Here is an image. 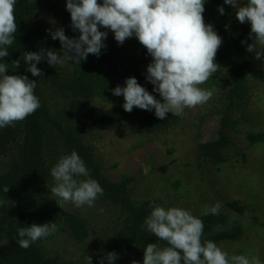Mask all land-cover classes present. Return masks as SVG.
I'll list each match as a JSON object with an SVG mask.
<instances>
[{
  "label": "trees",
  "instance_id": "trees-1",
  "mask_svg": "<svg viewBox=\"0 0 264 264\" xmlns=\"http://www.w3.org/2000/svg\"><path fill=\"white\" fill-rule=\"evenodd\" d=\"M204 7L205 23L212 24L215 30L223 26L227 46L219 48L215 62L220 67L206 82L207 90H217L214 105L201 119L204 125L208 117L217 118L218 130L213 139L199 143L198 164L206 161L220 169L236 156L247 161L249 156L239 145L241 140L247 142V148L264 143V131L247 130L258 118L251 109L249 98L254 82L264 81V72L256 63L255 53L246 51L253 39L239 27L232 6L224 4V0H206ZM219 7L224 8L223 15L218 12ZM39 14L53 15L68 37L79 35L71 28L65 2L16 0L18 30L14 33V43L7 46L9 56L0 58V63L7 65L6 74L27 75L37 82L34 94L40 107L23 121L0 128V200L5 201L0 206V264H87V256H91L92 264H100L104 254L113 251L118 256L113 264H121L124 258L131 264L136 256L143 255L148 243L166 246V242L157 240L143 227L152 207L161 206V200L136 201L133 185L137 175L128 172L113 179L91 137L102 129L133 126L142 133L140 143L136 144L141 146L146 136L174 130L184 114L168 113L161 120L154 110L134 107L131 112H126L123 109V96H114L111 90L117 85L125 86L128 77H135L161 102L162 98L153 92V85L145 79L147 65L151 62L146 49L130 52L109 37L104 41L106 47L101 49L99 57L89 54L79 65L68 61V66L61 63L55 67L49 66L45 59L36 65L43 76L33 77L21 59L25 52L45 48L61 55L62 51L60 41L53 40L39 25ZM14 60H19L18 69L12 63ZM99 100L109 103L110 108L104 110L96 106ZM72 151L77 152L90 177L104 190L94 202L95 206L104 207L94 215L87 214L89 209L66 210L64 201L50 191L55 186L51 168L60 157ZM117 167L116 163L113 168ZM155 169L167 172L168 166ZM5 186L9 187L7 193L3 192ZM228 206L244 213L245 208L238 201L228 203ZM230 217L231 213L226 212L199 217L204 224L202 240L216 244L242 241L244 226L229 227ZM95 219L103 224L95 223ZM47 222H54L57 231L27 249L19 247L18 228ZM98 227L102 229L101 234L97 232ZM65 237L81 252L62 249L59 241H64ZM104 264H108L107 260Z\"/></svg>",
  "mask_w": 264,
  "mask_h": 264
},
{
  "label": "clouds",
  "instance_id": "clouds-1",
  "mask_svg": "<svg viewBox=\"0 0 264 264\" xmlns=\"http://www.w3.org/2000/svg\"><path fill=\"white\" fill-rule=\"evenodd\" d=\"M205 3L206 0H66L71 28L79 32L78 37H68L63 28L49 30L52 39L60 41L63 55L41 48L38 52H25L21 59L33 77H42V70L36 66L42 60L46 59L49 66L55 67L64 62L62 57L78 65L89 54L99 57L101 49L106 47L108 31L114 34L119 45L135 37L152 58L145 79L153 85V92L159 94L162 102L135 77L126 78L125 86L117 85L111 90L112 94L123 96L122 107L126 112L135 107L154 110L161 120L168 113L181 116L185 108L202 105L212 97V91L200 85L220 67L215 57L222 38L212 24L205 23ZM224 4L232 6L239 23L250 24L249 37L253 42L246 51L254 52L255 59L264 60V0H224ZM15 5L16 0H0V58L9 56L7 46L14 43V33L18 30ZM218 12L223 15L224 8L219 7ZM12 63L19 68V60ZM7 72V65L0 63V128L23 121L40 107L34 94L37 82L27 75H8ZM51 176L55 181L51 193L76 207H91L98 195H103V188L90 177L76 151L60 157L51 168ZM8 191L9 187L5 186L3 192ZM4 203L0 200V206ZM220 207L219 202L206 206L203 214H219ZM143 227L157 240L166 242L164 247L148 243L143 249V264H261L258 257L229 256L215 242L202 240L203 221L179 207L153 206ZM55 231L54 222L20 227L17 244L27 249ZM86 259L87 264H92L91 256ZM116 259L114 251L108 252L100 259V264L105 260L113 264ZM131 264L139 262L134 260Z\"/></svg>",
  "mask_w": 264,
  "mask_h": 264
},
{
  "label": "rangeland",
  "instance_id": "rangeland-1",
  "mask_svg": "<svg viewBox=\"0 0 264 264\" xmlns=\"http://www.w3.org/2000/svg\"><path fill=\"white\" fill-rule=\"evenodd\" d=\"M55 1L66 3V0ZM37 19L41 28L50 37L49 30L62 28L53 15L39 14ZM238 25L249 36L250 24L238 22ZM101 31L108 30L101 28ZM215 31L222 38L220 49H224L227 46L225 29L221 26ZM107 37L114 39V34L108 31ZM120 46L130 52L144 49L135 37L126 40ZM60 54L63 55V52ZM62 59L64 60L62 65L68 66V60L63 57ZM256 63L264 72V60L256 59ZM200 87L207 90L206 83ZM215 89L213 88V95L206 103L184 109L178 127L167 133L146 136L141 146L136 144L140 143L142 133H138L133 126L102 129L91 138L95 141L99 156L103 158L107 173L113 179H119L128 172L137 175L133 185L136 201L157 198L161 200V206L165 209L179 207L188 210L197 218L205 215L203 211L206 206L211 207L219 202L221 206L219 212L231 213L229 227L242 224L245 237L242 241H224L217 245L229 256L244 254L249 258L258 257L261 264H264V143L247 148V142L241 140L239 143V140V145L248 153L247 161H244L242 156H236L232 162L222 165L220 169L206 161L198 164L199 143L213 139L218 130L217 118L208 117L204 120V125L201 119L214 105L213 97L217 90ZM249 99L251 109L258 118L252 126L247 127V130L264 131L263 80L254 82L252 96ZM96 106L104 110L110 108L109 103L100 100L96 102ZM242 136L243 139L246 138ZM170 150L173 152L170 153ZM116 163L118 167L113 168ZM166 165L167 172L155 169ZM236 201L245 208L243 214L228 206V203ZM63 206L73 212L89 209L87 214L90 215L104 207L101 205L76 207L72 202L66 201ZM96 222L99 221L95 219ZM97 232L101 234L102 229L98 227ZM59 242L62 249H76L77 252H81L67 237ZM134 260L143 264V255L136 256ZM121 264H130V260L124 258Z\"/></svg>",
  "mask_w": 264,
  "mask_h": 264
}]
</instances>
